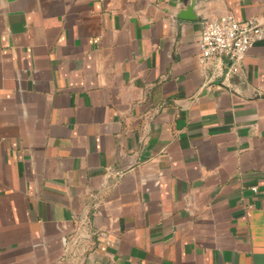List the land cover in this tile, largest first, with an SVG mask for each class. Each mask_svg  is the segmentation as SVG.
Listing matches in <instances>:
<instances>
[{
  "label": "crops",
  "instance_id": "crops-1",
  "mask_svg": "<svg viewBox=\"0 0 264 264\" xmlns=\"http://www.w3.org/2000/svg\"><path fill=\"white\" fill-rule=\"evenodd\" d=\"M226 13L264 0H0V264H264V40L199 63Z\"/></svg>",
  "mask_w": 264,
  "mask_h": 264
},
{
  "label": "built area",
  "instance_id": "built-area-1",
  "mask_svg": "<svg viewBox=\"0 0 264 264\" xmlns=\"http://www.w3.org/2000/svg\"><path fill=\"white\" fill-rule=\"evenodd\" d=\"M260 40H264V13L244 20L232 13L205 18L198 45L199 63L211 68L207 82L238 72L250 48ZM251 190L259 188L253 185Z\"/></svg>",
  "mask_w": 264,
  "mask_h": 264
},
{
  "label": "water",
  "instance_id": "water-1",
  "mask_svg": "<svg viewBox=\"0 0 264 264\" xmlns=\"http://www.w3.org/2000/svg\"><path fill=\"white\" fill-rule=\"evenodd\" d=\"M193 12H194V2H192V4L186 10V13H184L185 15L182 16V17L189 18V19H194L195 16H194V14H192Z\"/></svg>",
  "mask_w": 264,
  "mask_h": 264
}]
</instances>
